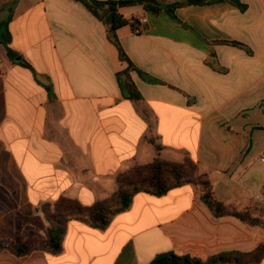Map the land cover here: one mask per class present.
Segmentation results:
<instances>
[{"label":"crops","instance_id":"0c3cea01","mask_svg":"<svg viewBox=\"0 0 264 264\" xmlns=\"http://www.w3.org/2000/svg\"><path fill=\"white\" fill-rule=\"evenodd\" d=\"M239 1L243 9L217 2L174 16L120 8L129 22L116 34L142 96L133 101L117 77L128 64L82 2L0 0L19 55L11 59L0 42V264H150L168 252L206 261L264 244L262 225L216 216L188 184L137 193L104 230L71 219L59 254L12 250L17 238L47 237L27 220L48 226L45 204L67 197L90 207L117 191L120 173L157 157L187 155L237 210L264 201V0Z\"/></svg>","mask_w":264,"mask_h":264},{"label":"trees","instance_id":"16d2710c","mask_svg":"<svg viewBox=\"0 0 264 264\" xmlns=\"http://www.w3.org/2000/svg\"><path fill=\"white\" fill-rule=\"evenodd\" d=\"M82 2L88 10L100 21L106 23L107 17L111 13H115L114 23L109 29V39L119 51V57L122 62L128 64L127 68L118 73V81L124 98L139 101L142 99L130 73L135 70L134 64L123 50L118 37L117 30L128 24V20L124 19L118 13L122 7L141 6L146 11L160 13L163 10L174 16V11L178 7L189 5H210L217 2H228L240 8L244 6L239 0H183L175 1L172 4L163 5L157 0H77ZM12 20L10 15L6 20L0 22V42L5 46L8 55L15 60L19 55L11 48L12 35L9 30V24ZM233 45L241 46L242 44L232 42ZM21 65L31 68V66L21 60ZM141 77L148 81L157 83L147 74L139 71ZM149 143L154 145L157 151H161L162 147L156 143L153 138L149 139ZM188 163L171 162L157 157L152 163L139 165L136 164L126 171L120 173L116 177L118 189L109 198L98 201L90 207L82 205L77 199L61 197L55 204H45L46 221L49 227L46 228L47 239L44 241L30 240L24 242L21 238H17L12 245V250L18 256H25L36 249H42L53 254H59L63 250V240L67 231V224L71 219H77L99 229H106L115 215L127 211L133 202L134 196L139 192H148L156 196H163L173 188L191 184L198 190L201 199L211 208L213 213L220 216H235L242 221L252 225H262L264 221L252 219V208L237 210L233 206L226 205L220 201L213 190L212 182L206 173H199L198 165L188 157ZM187 164L190 170L186 168ZM28 221L41 228L45 225L37 218H27ZM264 260V244H261L252 252L230 251L220 253L203 261L199 258L189 255L180 256L173 252L158 255L150 264H260Z\"/></svg>","mask_w":264,"mask_h":264},{"label":"rangeland","instance_id":"374dc122","mask_svg":"<svg viewBox=\"0 0 264 264\" xmlns=\"http://www.w3.org/2000/svg\"><path fill=\"white\" fill-rule=\"evenodd\" d=\"M178 1H180V0H178ZM183 1V0H182ZM254 137H257V133H255V136ZM150 138H153V137H150ZM150 138H148V142H149V139ZM154 139V138H153ZM155 140V139H154ZM187 159H188V156L187 155H185V156H183V158H182V161L181 162H179V163H188L187 162ZM178 163V162H177ZM133 167V166H132ZM186 168L188 169V170H190V166L187 164V166H186ZM199 173H200V170L198 171ZM201 174V173H200ZM198 190L199 189H201V187H198L197 188ZM198 194H199V192H198ZM43 210H45V207L43 208L42 207V211ZM252 219L253 220H257V221H264V201H262V203H260L259 205H256V206H252ZM49 227V224H48V226H46L45 227V230H46V228H48ZM46 234H47V232H46ZM47 239V237L45 238V239H37V240H39V241H44V240H46ZM35 240V239H34Z\"/></svg>","mask_w":264,"mask_h":264},{"label":"built area","instance_id":"2783aa9c","mask_svg":"<svg viewBox=\"0 0 264 264\" xmlns=\"http://www.w3.org/2000/svg\"><path fill=\"white\" fill-rule=\"evenodd\" d=\"M147 24H148V19L146 17L142 18L138 23H136V27L134 28V31L136 33H141Z\"/></svg>","mask_w":264,"mask_h":264},{"label":"water","instance_id":"95a60500","mask_svg":"<svg viewBox=\"0 0 264 264\" xmlns=\"http://www.w3.org/2000/svg\"><path fill=\"white\" fill-rule=\"evenodd\" d=\"M114 19H115V13H111L107 19H106V24L108 27H111V25L114 23Z\"/></svg>","mask_w":264,"mask_h":264}]
</instances>
